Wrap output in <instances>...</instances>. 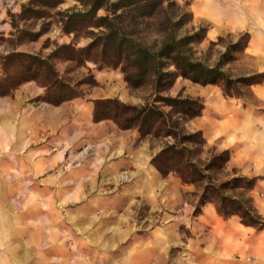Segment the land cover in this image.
<instances>
[{"label":"rangeland","instance_id":"obj_1","mask_svg":"<svg viewBox=\"0 0 264 264\" xmlns=\"http://www.w3.org/2000/svg\"><path fill=\"white\" fill-rule=\"evenodd\" d=\"M37 3L0 0V56H46L56 45L70 44L74 52L52 61L64 80L77 84L78 96L53 104L37 80L0 95V264H264V254L249 253V226L236 215L222 218L211 202L194 215L201 187L174 171L162 175L151 163L174 140L165 129L141 136L112 119L93 120L95 99L135 105L156 99L191 139L192 162L204 176L214 182L233 174L256 178L252 189L234 193L252 197L264 216V139L249 148V107L264 118V95L251 86L264 82L243 88L242 96L180 76L158 94L149 83L131 86L119 67L66 58L98 31L73 15L85 9L80 1ZM189 10L190 25L207 26L194 48L209 63L224 50L223 43L211 44L219 35L234 40L249 32V24L264 28V0H191ZM252 35L250 48L235 52L224 67L235 76L264 73V34ZM178 94L199 98L202 113L185 118L159 100ZM224 150L230 154L226 164Z\"/></svg>","mask_w":264,"mask_h":264},{"label":"trees","instance_id":"obj_2","mask_svg":"<svg viewBox=\"0 0 264 264\" xmlns=\"http://www.w3.org/2000/svg\"><path fill=\"white\" fill-rule=\"evenodd\" d=\"M30 1L36 4L43 2L44 5L60 2ZM78 1L85 9L73 15L87 20L98 31L93 33L87 45L76 51L77 55L71 53L66 57L68 59L80 61L81 56H84L101 65L119 67L131 86L149 83L156 94L173 84L178 76L202 85L218 84L228 96H242L243 88L264 82V73L249 75L247 72L235 76L224 68L236 58L235 52L244 51L248 47V31L239 32L234 40L219 35L216 41H211L213 45L224 44V50L218 51L213 63L197 56L194 44L205 38L207 26L190 25L191 0ZM24 7L22 13L26 11ZM99 8H103L105 14L97 15ZM66 51L74 52L75 49L70 44H60L46 56L24 51H11L0 56L3 71L0 76V95L8 94L21 81L37 80L45 86L44 100L53 104L78 96L77 84L71 85L64 80L52 61L60 52ZM159 100L163 105L177 108L185 118L200 115L204 108L199 98L181 94L160 96ZM156 101L154 99L153 103L135 105L116 98L95 99L93 120L112 119L121 128L136 127L141 136L157 134L165 129L164 135L174 140L166 143L153 156L151 163L162 175L174 171L183 182L201 187L194 215L200 213L206 202H211L222 218L236 215L243 225L257 230L264 229V216L258 212L252 197L234 193L238 188L252 189L256 178L233 174L223 181L214 182L211 176H204L203 169L192 162L191 139L186 137L179 122L171 121L170 113L165 112ZM179 135L182 139L178 138ZM229 157V151L224 150L222 162L226 164ZM202 181L205 183L202 184Z\"/></svg>","mask_w":264,"mask_h":264},{"label":"crops","instance_id":"obj_3","mask_svg":"<svg viewBox=\"0 0 264 264\" xmlns=\"http://www.w3.org/2000/svg\"><path fill=\"white\" fill-rule=\"evenodd\" d=\"M259 31H261V33L264 34V28H260V27L257 28L255 27V25L249 24V33L251 34L249 38V48H250V44L252 43V40L254 39V36L252 34H257L259 33ZM251 90L255 94L264 95V85H260L259 87L251 86ZM253 113H254L253 108L249 107V148L250 150H251V147H253L254 145L253 143L254 139H257V138H259L260 140L264 139V118H261L258 120L257 116H254ZM214 138H216V136L212 135L211 139L213 140ZM222 145L224 147L228 146L225 139ZM249 153H252V151ZM255 206L258 207V204ZM251 230L254 231V233ZM256 251L264 254V229L257 230L254 227L249 226V253H256Z\"/></svg>","mask_w":264,"mask_h":264}]
</instances>
